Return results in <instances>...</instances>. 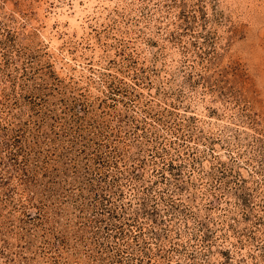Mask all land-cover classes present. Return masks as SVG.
<instances>
[{"label": "rangeland", "instance_id": "1", "mask_svg": "<svg viewBox=\"0 0 264 264\" xmlns=\"http://www.w3.org/2000/svg\"><path fill=\"white\" fill-rule=\"evenodd\" d=\"M101 1L0 0V264H264V0Z\"/></svg>", "mask_w": 264, "mask_h": 264}, {"label": "bare ground", "instance_id": "2", "mask_svg": "<svg viewBox=\"0 0 264 264\" xmlns=\"http://www.w3.org/2000/svg\"><path fill=\"white\" fill-rule=\"evenodd\" d=\"M102 2L101 0H73L72 7L69 8L65 5L58 6L50 16L46 17V29H49L51 26L52 20H57L59 23L66 22L68 23L70 27H76V29L79 27L80 23L84 22V16H86V12H90L93 10V6L96 4V2ZM117 1V0H116ZM64 2V1H63ZM106 4V2H105ZM99 5V4H98ZM97 6V5H96ZM102 7V6H101ZM42 8V7H41ZM97 9V7H96ZM41 10V9H40ZM54 10V9H53ZM97 12V11H96ZM40 13V12H39ZM42 15V14H41ZM103 17V16H102ZM60 25V24H59ZM83 25V24H82ZM68 26V27H69ZM65 27V26H64ZM52 29V28H51ZM79 29V28H78ZM77 29V30H78ZM82 29V28H81ZM48 31V30H47ZM46 31V32H47ZM50 31V29H49ZM55 31V30H54ZM72 31V30H71ZM54 33V32H53ZM51 33L52 39L50 40L51 45H53V42H56V34L54 35ZM46 34V33H45ZM45 36V35H44ZM47 36V35H46ZM48 38V37H47ZM55 47V46H54ZM66 58H69L66 56ZM199 109V108H198Z\"/></svg>", "mask_w": 264, "mask_h": 264}]
</instances>
